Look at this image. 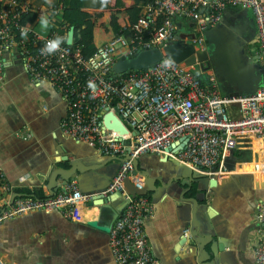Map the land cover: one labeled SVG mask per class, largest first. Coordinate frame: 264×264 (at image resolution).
<instances>
[{"label":"crops","instance_id":"obj_1","mask_svg":"<svg viewBox=\"0 0 264 264\" xmlns=\"http://www.w3.org/2000/svg\"><path fill=\"white\" fill-rule=\"evenodd\" d=\"M58 2L53 0L49 7L45 0H31L30 14L35 19L27 24L43 35L61 27L62 15L53 13ZM116 2L107 0L105 5L104 0H83L82 11L95 24L96 48L115 36L113 18L119 25L129 23L128 11L136 0H121V7ZM41 15L50 17L48 29L38 23ZM176 23L183 35L194 27L183 18ZM208 33L211 69L225 96H253L264 87V63L251 11L227 9L220 24ZM3 62L6 80L0 88V166L5 183L0 187V207L26 191H42L49 197L51 179L72 166L78 169L72 180H78L83 194L107 190L121 161L62 134L61 124L68 115L63 96L49 84L32 82L18 49L7 52ZM27 134L32 138L27 139ZM239 148L226 160L227 173L216 175L220 185L216 189L206 180L185 177L181 169L159 156L140 157L136 164L139 179L144 185L156 181L147 196L155 212L146 220L145 231L159 264H255L253 250L259 229L255 217L257 204L264 200V144L244 136L239 138ZM63 181L59 178L57 185ZM108 197L112 211L103 217L101 208L89 204L78 209L73 220L53 212L5 221L0 225L1 256L8 264H115L110 234L90 225L99 221L101 226L113 227L114 215L123 213L127 206L124 199ZM186 230L191 236L185 237Z\"/></svg>","mask_w":264,"mask_h":264},{"label":"built area","instance_id":"obj_2","mask_svg":"<svg viewBox=\"0 0 264 264\" xmlns=\"http://www.w3.org/2000/svg\"><path fill=\"white\" fill-rule=\"evenodd\" d=\"M32 8L31 0H0V88L6 80L3 57L18 49L32 82L49 84L63 96L68 115L61 124L62 134L121 161L103 193L128 199L109 236L114 263L159 264L145 231L155 205L147 196L132 195L125 182L130 179L136 189H143L135 163L146 154L179 160L212 177L227 173L226 160L240 149V137L264 144V87L253 96H225L209 63L198 61L200 54L209 53L207 32L220 24L227 9L240 8L255 16L259 57L264 63V0H141L138 22L125 26L89 58H84L80 47L68 45L64 26L43 35L24 25L23 18ZM64 9V0H59L53 13L60 16ZM182 18L193 23L196 32H184L185 38L178 39L183 33L176 20ZM22 27L28 29L27 38H21ZM55 36L66 42L54 55H42L40 49ZM175 43L192 47L197 63L189 66L172 60V66L164 68L161 61L148 70L114 77L113 66L119 60L131 59L142 50L164 52ZM109 113L127 133L105 127L103 120ZM183 140L186 145L181 152L169 151ZM0 180L5 183L1 166ZM95 195L83 194L78 180L73 179L60 183L57 191L44 199L12 197L0 207V225L29 213L57 212L73 220L78 209L87 207ZM255 222L259 229L254 260L264 264V200L257 204ZM189 235L191 231L186 230L185 237ZM0 264H8L1 254Z\"/></svg>","mask_w":264,"mask_h":264},{"label":"water","instance_id":"obj_3","mask_svg":"<svg viewBox=\"0 0 264 264\" xmlns=\"http://www.w3.org/2000/svg\"><path fill=\"white\" fill-rule=\"evenodd\" d=\"M180 25H177L178 30L181 31ZM210 31V30H209ZM208 31V32H209ZM207 32L206 37L207 40L209 39V33ZM184 39L185 35L180 34L178 39ZM67 43L70 46L75 45V28H71L68 32V39ZM194 50L192 47H182L180 43H175L173 45H170L169 47L165 48L164 52L160 49H149V50H142L140 51L136 56H134L131 59H121L119 60L114 66H113V73L114 77H121L125 74L131 73V72H140L144 70H148L157 63L163 61L165 58H171L176 63H182L185 62L187 65H194L197 63L196 57L193 55ZM198 61L200 63H211L212 58L210 54H200ZM104 125L105 127L109 129H113L115 131H119L120 133L124 134L127 133L126 128L123 126V124L111 113L105 115L104 117ZM111 121H113L111 123ZM186 145V140H183L180 143H177L173 145L169 151L171 152H181ZM178 149V151H176ZM164 161L171 162L177 167L178 169H181L183 171V174L187 178H191L194 180H206L209 187L212 189H216L219 185V182L217 180V176L213 175L210 177L207 174H203L199 171L193 170L184 164H182L179 160L164 157ZM138 162V161H137ZM135 163V165L137 164ZM78 169L77 167L72 166V168L68 171H64L65 173H57L50 181V191L56 192L58 189L57 181L59 178H62L65 182H68L72 180V178L76 175ZM65 174V175H64ZM156 181H149L144 185L142 190L136 189L134 185L131 183L130 179L126 180L125 186L132 192V195L135 196H148V193L153 192V188L155 187ZM106 190H100L98 192H95V197L93 201L90 203V207H99L101 208L100 216H106L107 211H112V207L110 205V199L111 197L106 198V196L103 195V193ZM114 196L117 195L119 198H123L125 203L128 204V199L121 194H113ZM94 201H98V203H94ZM120 213H116L114 217L112 218V225L117 221V219L120 217ZM91 227L99 229L105 233L110 234L112 227L110 226H101L99 221H94L90 223Z\"/></svg>","mask_w":264,"mask_h":264},{"label":"trees","instance_id":"obj_4","mask_svg":"<svg viewBox=\"0 0 264 264\" xmlns=\"http://www.w3.org/2000/svg\"><path fill=\"white\" fill-rule=\"evenodd\" d=\"M121 0H117L116 5L121 7ZM65 9L62 14V22L61 25L64 26L67 32L70 31L71 28H75V46L80 47L82 49V54L84 58H89L94 55L97 51V48L94 44V28L95 24L92 20V17L82 11L83 8V0H64ZM129 13V23L125 25H119L118 20L116 18L112 19V26L116 32L119 34L122 32L123 28L128 25H133L138 22L141 13V0H136V5L128 11ZM35 16L32 14H27L23 18V24L29 26L27 23L34 22ZM204 84V83H203ZM237 158H240V154L237 155ZM3 182L0 180V187ZM192 196L194 197L196 194V189H193ZM21 197H38L41 199L46 198L44 192H31L26 191L22 192Z\"/></svg>","mask_w":264,"mask_h":264},{"label":"clouds","instance_id":"obj_5","mask_svg":"<svg viewBox=\"0 0 264 264\" xmlns=\"http://www.w3.org/2000/svg\"><path fill=\"white\" fill-rule=\"evenodd\" d=\"M45 2L46 4L49 5V7L53 5V0H45ZM106 3H107V0H104L105 5ZM38 23L43 29H48L51 23L50 17L48 15H41L38 19ZM20 35H21V38H27L28 36L27 27H22L20 29ZM65 42L66 40L64 37L55 36L54 38L46 41V43L44 44V47L40 49L41 54L46 55V56L54 55L60 49L61 45L64 44ZM172 64H173V61L170 57L162 61V66L164 68H169L170 66H172Z\"/></svg>","mask_w":264,"mask_h":264},{"label":"rangeland","instance_id":"obj_6","mask_svg":"<svg viewBox=\"0 0 264 264\" xmlns=\"http://www.w3.org/2000/svg\"><path fill=\"white\" fill-rule=\"evenodd\" d=\"M179 27H181V26H179ZM193 32H196L193 28H191L189 31H187L188 34H191V33H193ZM180 45H181L182 47H185V45H184L183 43H180ZM200 70H201V68H200Z\"/></svg>","mask_w":264,"mask_h":264},{"label":"flooded vegetation","instance_id":"obj_7","mask_svg":"<svg viewBox=\"0 0 264 264\" xmlns=\"http://www.w3.org/2000/svg\"><path fill=\"white\" fill-rule=\"evenodd\" d=\"M209 54H210V51H209ZM209 65H210V67L212 68V61H211V63H209Z\"/></svg>","mask_w":264,"mask_h":264}]
</instances>
